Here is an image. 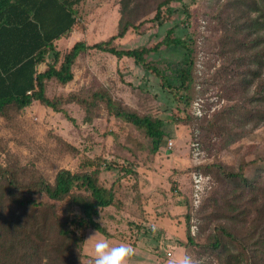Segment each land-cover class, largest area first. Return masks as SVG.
<instances>
[{
  "label": "rangeland",
  "instance_id": "1",
  "mask_svg": "<svg viewBox=\"0 0 264 264\" xmlns=\"http://www.w3.org/2000/svg\"><path fill=\"white\" fill-rule=\"evenodd\" d=\"M162 2L160 18H155ZM263 4L86 0L77 7V30L56 44L57 49L66 52L78 40L93 44L108 39L125 23L128 31L113 45L152 48L176 26L175 35L183 37L187 48L163 44L146 59L171 75V64L181 63L185 51L193 62L190 87L170 88L134 58L91 49L76 59L72 81L47 83L48 97L76 100L63 103L66 113L35 101L0 114V165L18 169L24 181L42 177L54 182L63 168L99 169L102 183L114 188L119 202L100 209L95 217L109 235L94 229L83 232L84 264H93L97 240L130 245L134 254L128 264H169L186 254L196 264L251 263L239 245L227 242L216 248L213 243L223 225L253 241V219L263 223L256 207L240 221L232 219L227 203L237 190L219 171L242 166L249 178H264V122L255 117L264 109V68L253 78L256 64L251 57L260 47L249 48L264 29L248 26L263 12L258 9ZM45 64L39 67L45 69ZM96 91H107L140 115L162 119L163 146L152 152L144 130L110 114L101 100L93 105ZM36 198L48 200L45 195ZM67 202H57L61 213ZM239 252L244 256L238 258Z\"/></svg>",
  "mask_w": 264,
  "mask_h": 264
},
{
  "label": "trees",
  "instance_id": "2",
  "mask_svg": "<svg viewBox=\"0 0 264 264\" xmlns=\"http://www.w3.org/2000/svg\"><path fill=\"white\" fill-rule=\"evenodd\" d=\"M85 1L0 0V114H5L9 108L22 110L35 101L66 113L63 103L76 100L48 97L47 83L52 80L61 84L72 81L76 59L91 49L106 51L118 58H134L161 76L170 88L190 87L193 62L185 51L181 63L171 64V75L146 59L147 54L159 50L163 44L187 48L183 37L175 35L176 26L170 28L165 38L152 48L121 49L113 45L114 39L128 31L129 23H125L108 39L93 44L78 40L66 52L57 49L58 40L77 30L80 21L77 7ZM164 3L158 6L155 18H160ZM258 9L263 12L250 21V29H264V4ZM258 47L260 49L251 57L256 64L251 63L255 65L253 78L260 76L264 68V34L256 35L249 45L250 49ZM42 63H46V67L40 70ZM98 100L104 103L110 114L144 130L151 139L152 152L156 153L163 146L166 133L162 119L138 114L113 99L107 91H96L92 104ZM255 117L258 123L264 122V109L257 110ZM260 168L264 171V165ZM219 171L223 180L237 190V196L227 203L233 211L232 219L240 221L253 210L252 207H256L263 223L253 219L252 223L256 222L253 241L233 234L223 225L213 245L216 248L227 242L239 245L249 255L250 264H264V178H249L242 166L237 171L225 167H220ZM38 195H45L48 200L36 198ZM66 200V209L61 213L57 202ZM118 202L114 188L102 183L99 169L74 172L63 168L57 172L54 182L42 177L24 181L18 169L0 165V264H84L83 232L94 229L109 235L95 217L100 209L115 206ZM73 207L78 212L73 213ZM242 256L243 252L237 253L238 258Z\"/></svg>",
  "mask_w": 264,
  "mask_h": 264
},
{
  "label": "clouds",
  "instance_id": "3",
  "mask_svg": "<svg viewBox=\"0 0 264 264\" xmlns=\"http://www.w3.org/2000/svg\"><path fill=\"white\" fill-rule=\"evenodd\" d=\"M92 235L89 239L94 237ZM95 256L93 264H128L129 258L134 254V249L127 244L109 245L105 240H97L94 245ZM169 264H196L190 255L182 256L178 261L170 260Z\"/></svg>",
  "mask_w": 264,
  "mask_h": 264
},
{
  "label": "crops",
  "instance_id": "4",
  "mask_svg": "<svg viewBox=\"0 0 264 264\" xmlns=\"http://www.w3.org/2000/svg\"><path fill=\"white\" fill-rule=\"evenodd\" d=\"M64 39H65V38L58 40V41L56 42V44H59V43L62 42ZM45 67H46V64H45ZM39 69L42 70L40 67H39Z\"/></svg>",
  "mask_w": 264,
  "mask_h": 264
},
{
  "label": "built area",
  "instance_id": "5",
  "mask_svg": "<svg viewBox=\"0 0 264 264\" xmlns=\"http://www.w3.org/2000/svg\"><path fill=\"white\" fill-rule=\"evenodd\" d=\"M172 143V141L170 142V144ZM169 254H171V253H169Z\"/></svg>",
  "mask_w": 264,
  "mask_h": 264
}]
</instances>
